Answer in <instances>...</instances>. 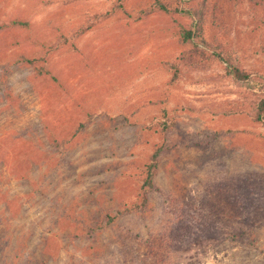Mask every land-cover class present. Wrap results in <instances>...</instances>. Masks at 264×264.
Returning a JSON list of instances; mask_svg holds the SVG:
<instances>
[{
    "label": "rangeland",
    "instance_id": "obj_1",
    "mask_svg": "<svg viewBox=\"0 0 264 264\" xmlns=\"http://www.w3.org/2000/svg\"><path fill=\"white\" fill-rule=\"evenodd\" d=\"M260 114L264 0H0V264H264Z\"/></svg>",
    "mask_w": 264,
    "mask_h": 264
},
{
    "label": "trees",
    "instance_id": "obj_2",
    "mask_svg": "<svg viewBox=\"0 0 264 264\" xmlns=\"http://www.w3.org/2000/svg\"><path fill=\"white\" fill-rule=\"evenodd\" d=\"M184 13L191 15L192 11L184 10ZM184 33H185V38H184L185 41L193 40L195 37L194 28L192 29V28L185 27ZM228 72L229 74L236 76L238 79H241V80H246L250 77L249 73L239 70L235 66L228 68ZM258 118L262 120L264 119L261 114L258 116ZM159 152H160V149L157 150V152H155L154 156L155 155L157 156ZM222 181H223L222 184L224 185H222L221 188L222 189L227 188L225 190H221L222 195L224 196V200L227 196H229L232 193L230 195V199H227L226 203L228 204V206H231V204L235 203V206L238 207L237 206L238 202L235 201L236 197H234V193H236L237 192L236 190L239 189L240 186L243 184L242 180L236 181V178L231 177V179H223ZM146 184H148L149 186H152L153 184V174L152 173L147 177ZM233 188L235 189L232 191ZM258 188L260 189V185L255 184V190H257ZM251 193H254L253 184L250 188V194H248L247 196L249 197L252 196ZM211 198L212 196H209V198L207 199L205 195H203V199L201 198L200 200H197L198 202L192 198H191L192 200L188 198V199H185L181 204L179 203L177 204L178 205L176 207L177 212L175 213V217L172 219L171 228L166 230L167 232L165 233V234H168L169 237H171V240H169L170 242L174 241L175 238H179L178 241H184L185 239L184 236L186 235L192 236V237H200V236L204 237L206 235L205 237H210L211 233L216 232V229L211 228V224H213L217 220V218H220V216L228 215V214L224 213L222 215H219L220 212L223 213L225 211L224 202L214 204L215 201L213 202L212 200H210ZM241 205L242 204H240V207ZM214 212L218 214L215 216V219L211 217L214 214ZM246 232L247 230L244 228V230H242L240 234L243 235ZM224 233L225 232L223 231L221 235H223ZM158 241H160V239H154L150 242L151 244L150 243L149 244H150L151 252L153 254L156 253L155 254L156 258L162 260L163 256L160 257L159 254L161 255V252L157 250L159 248L157 247Z\"/></svg>",
    "mask_w": 264,
    "mask_h": 264
}]
</instances>
